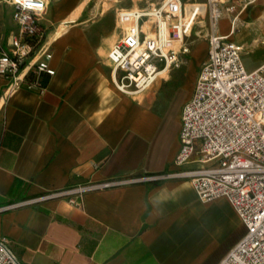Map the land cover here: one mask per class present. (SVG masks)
Here are the masks:
<instances>
[{
    "label": "crops",
    "instance_id": "1",
    "mask_svg": "<svg viewBox=\"0 0 264 264\" xmlns=\"http://www.w3.org/2000/svg\"><path fill=\"white\" fill-rule=\"evenodd\" d=\"M258 1L235 26L230 17L220 20V34L244 46L235 39L240 26L257 17L264 28ZM47 2L43 23L55 25L47 39L56 74L44 77L42 93L22 88L11 96L0 79V236L23 264H219L246 227L228 200L202 201L189 179L95 190L77 206L66 198L15 206L89 180L160 175L176 169L181 147L183 106L175 112L174 96L160 98L162 80L180 66L144 93L126 95L108 61L123 33L118 14L117 37L103 23L81 20L89 1Z\"/></svg>",
    "mask_w": 264,
    "mask_h": 264
},
{
    "label": "built area",
    "instance_id": "2",
    "mask_svg": "<svg viewBox=\"0 0 264 264\" xmlns=\"http://www.w3.org/2000/svg\"><path fill=\"white\" fill-rule=\"evenodd\" d=\"M258 0H162L149 8L118 13L123 31L108 61L117 89L126 95L149 90L191 53L187 39L196 22L209 20L208 52L181 112L176 169L155 176L87 181L47 191L15 206L53 198L81 205L87 193L141 180L189 179L204 202L226 199L246 227L245 235L219 264H264V63L248 70L245 48L219 32V23ZM12 8L14 29L0 37V79L5 95L19 89L44 92L54 76V54L43 17L47 0H4ZM188 6V7H187ZM238 6L240 10L233 15ZM148 23L149 27L144 29ZM0 264H23L11 240L0 236Z\"/></svg>",
    "mask_w": 264,
    "mask_h": 264
},
{
    "label": "rangeland",
    "instance_id": "3",
    "mask_svg": "<svg viewBox=\"0 0 264 264\" xmlns=\"http://www.w3.org/2000/svg\"><path fill=\"white\" fill-rule=\"evenodd\" d=\"M87 1L89 4L81 20H89V24L95 23L94 25L103 23L106 27L104 32L116 34L118 37L119 30L116 29L118 12L124 9L149 8L159 4L162 0H84V3ZM185 1L188 2V0ZM258 5L264 10V0L258 1ZM253 6H248V8L252 10ZM259 11L260 8H255L252 11V17ZM76 18L77 15L75 14L74 21ZM256 18L251 19L252 22H255L249 28L240 26V30L235 35V39L244 44L243 61L248 70L257 68L264 61V28L260 27V22ZM10 26L9 9L4 0H0V33L5 31L6 34H10ZM54 29L55 25L51 26L50 29L46 30V34L48 35ZM210 32L211 25L208 19L204 22H196L191 36L187 39L191 46V53L183 55L180 68L171 71L168 80H162L161 101H169L174 96L172 108L175 112L183 106L192 93L200 70V63L205 59L208 52V35Z\"/></svg>",
    "mask_w": 264,
    "mask_h": 264
},
{
    "label": "bare ground",
    "instance_id": "4",
    "mask_svg": "<svg viewBox=\"0 0 264 264\" xmlns=\"http://www.w3.org/2000/svg\"><path fill=\"white\" fill-rule=\"evenodd\" d=\"M137 9H139V8H134V10H137ZM148 27H149V24L146 23V24L144 25V29H146V28H148ZM161 75H162L163 77H167V71L162 72Z\"/></svg>",
    "mask_w": 264,
    "mask_h": 264
}]
</instances>
